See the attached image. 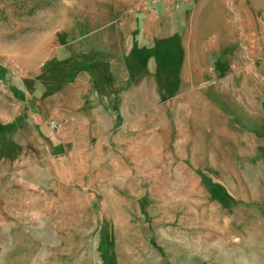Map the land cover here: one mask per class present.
Here are the masks:
<instances>
[{
	"label": "rangeland",
	"instance_id": "rangeland-1",
	"mask_svg": "<svg viewBox=\"0 0 264 264\" xmlns=\"http://www.w3.org/2000/svg\"><path fill=\"white\" fill-rule=\"evenodd\" d=\"M132 1L0 0L2 91L9 94L11 78L3 64L48 63L46 29L56 31V58L67 42L77 70L90 65L87 33L101 27L97 44H106L108 27L117 30L113 18L138 16L125 14ZM236 2L172 9L189 16L180 32L184 51L188 40H205L194 86L175 91L155 86L152 71L140 74L146 87H135V102L114 103V125L87 139L59 172L33 174L35 214L0 222V264H264V0ZM80 16L86 22H72ZM173 39L178 30L161 43ZM153 51L143 46L158 66L175 64L169 48ZM155 73L161 86L178 75L184 82L190 71ZM9 125L0 119V136ZM21 169L4 165L0 175Z\"/></svg>",
	"mask_w": 264,
	"mask_h": 264
},
{
	"label": "crops",
	"instance_id": "crops-1",
	"mask_svg": "<svg viewBox=\"0 0 264 264\" xmlns=\"http://www.w3.org/2000/svg\"><path fill=\"white\" fill-rule=\"evenodd\" d=\"M166 1L169 2V8H163ZM170 2L165 0L162 3L157 16L136 14L138 16L135 19L125 15L113 18L111 22L117 24V30L108 27L106 36L103 37L107 40L106 44H97L99 35L103 33L99 31L101 27L91 29L87 34L94 46L89 58L90 65L83 69L77 70V66L71 63L76 62L77 57L76 61L68 58L67 50L63 48L67 42L62 46L60 44V55L56 58L52 44L56 31L46 29L44 36L49 43L44 46V50L47 51L45 59L48 63L27 58L19 65L16 64L17 74L9 73L11 78L5 82L9 94L0 88V119H9L10 123L6 135L0 136V171L4 165H18L22 169L19 174L6 177L0 175V222L7 215L35 214L37 181L33 174L41 171L40 169L49 174L52 168H55L53 172H59L63 160L70 158L73 152L80 151L87 139L91 140L101 130L107 131L114 125V103L135 102L134 89L136 86L146 87L144 79L147 71L153 72L151 78L155 80L154 85L157 87H174L177 91L182 85L194 86V74L203 67L200 61L206 58L207 47L205 40H188L184 51L180 32L185 18L188 19L189 16L179 13L176 17L182 19V22L175 23L173 20L176 17L172 15ZM185 4L190 8L200 5L238 6L236 0H187ZM193 15L194 11L190 15V23ZM84 18L86 17L80 16L72 22H86ZM91 19V23L98 22L96 17ZM132 27H136L134 33ZM172 29L178 30L179 39L162 45L161 40L163 42ZM75 37L79 38L78 32ZM99 43L105 46L104 51H99ZM144 45L152 52L159 46L169 48V57L172 58V53L176 57L175 64L160 62L158 66L153 53L149 57L143 54ZM179 48L184 53L181 62L177 58ZM3 55H6L5 51L0 49V61L6 58ZM58 61L59 64L56 65ZM3 69L7 71L9 67L3 64ZM157 69L188 70L190 74L182 75L184 82L178 75L175 80L168 81L167 84L162 82L160 86L155 73ZM248 71H253L252 67ZM140 74L144 79L141 80ZM0 82L3 83L1 79ZM51 117L65 120L58 131H52L48 127L47 122ZM6 188H16V191L6 194ZM17 245L13 244L14 247Z\"/></svg>",
	"mask_w": 264,
	"mask_h": 264
},
{
	"label": "built area",
	"instance_id": "built-area-1",
	"mask_svg": "<svg viewBox=\"0 0 264 264\" xmlns=\"http://www.w3.org/2000/svg\"><path fill=\"white\" fill-rule=\"evenodd\" d=\"M164 1L165 0H133L126 9L125 14L133 15L146 12L149 15H157ZM186 2L187 0H171V9H178ZM9 71L11 74H17L18 66L14 64L10 67ZM49 126L53 130L58 131L62 127V121L53 118L49 121Z\"/></svg>",
	"mask_w": 264,
	"mask_h": 264
},
{
	"label": "trees",
	"instance_id": "trees-1",
	"mask_svg": "<svg viewBox=\"0 0 264 264\" xmlns=\"http://www.w3.org/2000/svg\"><path fill=\"white\" fill-rule=\"evenodd\" d=\"M184 5V4H183Z\"/></svg>",
	"mask_w": 264,
	"mask_h": 264
}]
</instances>
